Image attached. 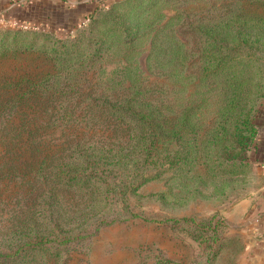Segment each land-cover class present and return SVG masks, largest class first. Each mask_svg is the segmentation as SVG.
Wrapping results in <instances>:
<instances>
[{
	"label": "trees",
	"instance_id": "16d2710c",
	"mask_svg": "<svg viewBox=\"0 0 264 264\" xmlns=\"http://www.w3.org/2000/svg\"><path fill=\"white\" fill-rule=\"evenodd\" d=\"M194 3L153 28L144 59L177 73L161 67H183L192 55L195 68L178 79L216 91L207 115L201 100L164 99L129 62L94 65L106 46L100 37L0 26V264H70L65 253L101 225L141 216L129 198L144 183L181 173L192 192L210 182L213 194L233 165L247 163L264 101V0ZM154 20L128 23L127 41ZM188 32L192 52L180 37ZM214 216L157 221L196 242L203 258L192 264H210L236 244ZM134 264L184 263L153 254Z\"/></svg>",
	"mask_w": 264,
	"mask_h": 264
},
{
	"label": "rangeland",
	"instance_id": "374dc122",
	"mask_svg": "<svg viewBox=\"0 0 264 264\" xmlns=\"http://www.w3.org/2000/svg\"><path fill=\"white\" fill-rule=\"evenodd\" d=\"M194 2L201 0H135L131 3L125 0H0V26L21 27L11 25L17 21L28 25L22 28L42 29L57 37H74L77 34L88 38L100 37L106 46L93 62L94 65L110 67L129 62L136 67L143 81L156 83L162 89L164 99L179 105L201 100L200 114L207 115L217 105L216 91L205 92L206 85L196 83L192 78L183 82L178 79L179 74L192 73L195 68L190 62L192 55L186 59L183 67L177 62L161 67H172L177 73H169L168 70L157 72L159 65L152 63L146 67L144 59L153 28L165 21V17L176 7L189 11L192 5H197ZM90 10L93 15L89 23L83 26L81 19ZM151 18L155 20L143 31L141 29L139 35L127 41L128 23L140 22L144 25ZM177 25L176 18H171L169 28H176ZM166 31L169 30L166 28ZM180 37L184 40V49L192 52V33H184ZM249 151L246 152L247 163L233 165L232 170L224 176L227 180L217 185V191L213 194H209L210 182L201 186L202 192H192V178H186L181 173H164L160 178L144 183L138 189V194L129 198L131 208L141 216L101 225L83 241L78 250L65 253L67 263L134 264L138 258L153 254L183 261L184 264H192V258L199 262L203 253L196 242L183 231L174 230L167 222L157 219L187 215L198 220L213 214L214 218L222 217L223 235L233 237L236 244H226L210 264H222L226 259L238 264L243 235L231 226L232 218H227L226 208L241 198L251 196L264 180L259 172V164L254 163ZM241 241L242 247L240 244L238 248Z\"/></svg>",
	"mask_w": 264,
	"mask_h": 264
},
{
	"label": "crops",
	"instance_id": "0c3cea01",
	"mask_svg": "<svg viewBox=\"0 0 264 264\" xmlns=\"http://www.w3.org/2000/svg\"><path fill=\"white\" fill-rule=\"evenodd\" d=\"M87 4V3H85ZM257 135L249 154L254 163H264V102ZM264 179V173H262ZM231 226L243 235L238 264H264V180L255 193L226 208Z\"/></svg>",
	"mask_w": 264,
	"mask_h": 264
},
{
	"label": "built area",
	"instance_id": "2783aa9c",
	"mask_svg": "<svg viewBox=\"0 0 264 264\" xmlns=\"http://www.w3.org/2000/svg\"><path fill=\"white\" fill-rule=\"evenodd\" d=\"M87 20V17L81 19V23L83 24L85 21ZM15 21V20H14ZM11 25H18L21 27H26L28 25L24 24V23H18L17 21H15V23H11ZM260 170L262 171V173H264V163L259 164Z\"/></svg>",
	"mask_w": 264,
	"mask_h": 264
}]
</instances>
